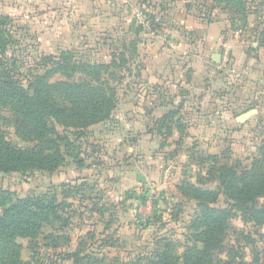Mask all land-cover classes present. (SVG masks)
Listing matches in <instances>:
<instances>
[{
	"label": "rangeland",
	"instance_id": "374dc122",
	"mask_svg": "<svg viewBox=\"0 0 264 264\" xmlns=\"http://www.w3.org/2000/svg\"><path fill=\"white\" fill-rule=\"evenodd\" d=\"M35 1L2 27L19 77L42 74L39 58L63 50L110 64L115 95L102 121L56 127L66 139L55 170L0 172L13 200L54 202L40 233L16 238L22 263L145 264L156 250L182 264L204 229L192 186L230 214L213 262L264 264V220L234 208L219 184L222 171L251 169L264 139V0ZM0 129L32 147L11 123Z\"/></svg>",
	"mask_w": 264,
	"mask_h": 264
},
{
	"label": "trees",
	"instance_id": "16d2710c",
	"mask_svg": "<svg viewBox=\"0 0 264 264\" xmlns=\"http://www.w3.org/2000/svg\"><path fill=\"white\" fill-rule=\"evenodd\" d=\"M6 24L10 28L16 26L11 16L0 15V109L9 110L13 117L10 120L0 114V121L11 123L19 137L33 143L30 148L14 146L7 139L6 131L0 129V172L53 171L64 163L61 143L66 139L63 131L56 127L78 132L107 118L115 95L108 80L115 73L109 71L110 64L78 62L68 51L62 50L57 56L39 58L40 65L45 68L42 74L19 77L15 62H8L6 56L12 37L2 28ZM56 74L61 77L53 79ZM259 152L251 169L240 171V174L234 170L222 171L219 184L234 208L247 210L255 219L264 220V206L256 207L255 201L258 197L264 198V139ZM191 188L203 208L200 224L204 229L199 231L197 239L201 247H188L181 262L215 264L211 250L221 244V234L230 214L225 209L208 207L205 202L210 199L204 197L207 193ZM11 195L9 191L0 190V264H23L21 246L16 238L40 233L42 224L48 222L45 212L52 211L54 202H45L42 197L13 200ZM153 252L145 259V264H175L178 261L164 251ZM141 259L134 264H140ZM91 262L100 264L97 260Z\"/></svg>",
	"mask_w": 264,
	"mask_h": 264
},
{
	"label": "crops",
	"instance_id": "0c3cea01",
	"mask_svg": "<svg viewBox=\"0 0 264 264\" xmlns=\"http://www.w3.org/2000/svg\"><path fill=\"white\" fill-rule=\"evenodd\" d=\"M3 2L1 4L2 7H4V14L11 16L12 12L9 10L17 11L19 9H22L25 6H29V4L25 3V0H0ZM35 2H40V0L35 1Z\"/></svg>",
	"mask_w": 264,
	"mask_h": 264
},
{
	"label": "water",
	"instance_id": "95a60500",
	"mask_svg": "<svg viewBox=\"0 0 264 264\" xmlns=\"http://www.w3.org/2000/svg\"><path fill=\"white\" fill-rule=\"evenodd\" d=\"M212 61L218 63L220 61V55L219 54H213L212 55ZM249 114H250V112H245L239 116V119L244 120Z\"/></svg>",
	"mask_w": 264,
	"mask_h": 264
}]
</instances>
